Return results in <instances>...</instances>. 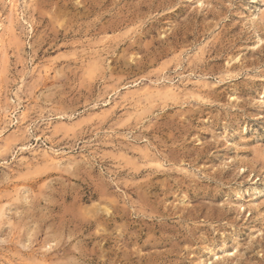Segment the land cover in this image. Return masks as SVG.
I'll use <instances>...</instances> for the list:
<instances>
[{"label": "rangeland", "instance_id": "1", "mask_svg": "<svg viewBox=\"0 0 264 264\" xmlns=\"http://www.w3.org/2000/svg\"><path fill=\"white\" fill-rule=\"evenodd\" d=\"M24 1L0 264H264V0Z\"/></svg>", "mask_w": 264, "mask_h": 264}, {"label": "bare ground", "instance_id": "2", "mask_svg": "<svg viewBox=\"0 0 264 264\" xmlns=\"http://www.w3.org/2000/svg\"><path fill=\"white\" fill-rule=\"evenodd\" d=\"M19 1H20V0H19ZM23 1H24V0H23ZM3 2H6V1H3ZM21 2H22V1H21ZM24 2H25V1H24ZM24 2H23V3H24ZM27 2H28V1H27ZM27 2H26V3H27ZM197 2H199V0H198ZM201 2H202V1H200V3H201ZM202 3H203V2H202ZM202 3H201V4H202ZM203 4H204V3H203ZM17 5H19V4H18V0H8V6H9L8 9L10 10V14H11V12L17 11ZM24 5H26V4H24ZM26 6H27V5H26ZM263 6H264V5H263ZM21 7H22V6H21ZM21 7H20V9L18 8V9L20 10V12H22V11H21V10H22ZM259 8H260V7H259ZM262 9H263V8H262ZM262 11H263V10H262ZM20 12H19V13H20ZM16 13H17V12H16ZM19 13H18V14H19ZM23 13H25V11H23ZM20 14H21V13H20ZM254 14H255V13H254ZM254 14H253V16H254ZM1 16H2V15H1ZM1 16H0V17H1ZM13 16H14V15H13ZM258 16L260 17V15H258ZM261 16L263 17V15H261ZM18 18H19V17H18ZM20 19H21V18H20ZM253 19H254V18H252V20H251V21H253L252 23H254V20H253ZM18 20H19V19H18ZM255 21H256V20H255ZM7 23H8V22H7ZM14 24H15V23H14ZM11 25H12V24H11ZM3 27H4V26H3V21H2V17H1V20H0V47H1L2 43L4 42V41H2V34L5 35V32H4L5 28H4V30H3ZM10 27H12V26H10ZM12 29H14V27H13ZM2 30H3V33H2ZM6 30H7V29H6ZM6 30H5V31H6ZM7 31H10V30L8 29ZM7 31H6V32H7ZM10 32H11V31H10ZM4 35H3V36H4ZM3 38H4V37H3ZM5 42H6V41H5ZM4 46H5V45H4ZM5 48H6V47H5ZM5 48H4V49H5ZM3 52H5V51H3ZM33 68H34V67H33ZM45 68H46V67H45ZM34 69H35V68H34ZM34 69H32V70H34ZM46 69H48V68H46ZM34 71H35V70H34ZM37 71H38V69H37ZM44 71H45V70H44ZM31 72H32V71H31ZM38 72H39V71H38ZM49 72H50V71H49ZM46 73H47V72H46ZM48 74H49V73H48ZM45 75H46V74H45ZM22 77H23V75H22ZM159 78H160V77H159ZM168 78H169V77H168ZM160 79H161V78H160ZM171 79H172V78H171ZM22 80H23V78H22ZM22 80H21V81H22ZM167 80H168V79H167ZM185 80H186V79H185ZM188 80H189V79H188ZM21 81H20V82H21ZM24 81H25V80H24ZM155 81H156V80H155ZM183 81H184V80H183ZM186 81H187V80H186ZM164 82H165V80H164ZM170 82H171V81H170ZM172 82H173V81H172ZM180 82H181V81H180ZM183 83H184V82H183ZM19 84H20V83H19ZM144 84H145V83H144ZM154 84H155V83H154ZM20 85H21V84H20ZM147 85H148V84H147ZM151 85H152V84H151ZM162 85H163V84H162ZM169 85H170V84H169ZM176 85H177V84H176ZM144 86H146V85H144ZM159 86H161V84H160V85L158 84V87H159ZM177 86H178V85H177ZM139 87H140V86H139ZM142 87H143V85H142ZM147 87H148V86H147ZM155 87H156V86H155ZM170 87H171V86H170ZM23 88H24V87H23ZM133 88H134V87H133ZM145 88H146V87H145ZM159 88H160V87H159ZM159 88H158V89H159ZM167 88H168V91H171V89H169V87H167ZM129 89H130V88H129ZM135 89H137V88H135ZM173 89H174V88H173ZM18 90H19V87H18ZM148 90H149V89H148ZM160 90H161V89H160ZM160 90H159V91H160ZM131 91H132V90H131ZM142 91H143V90H142ZM144 91H145V89H144ZM154 91H155V89H154ZM159 91H158V92H159ZM164 91H166L165 88H164ZM164 91H163V92H164ZM175 91H176V90L174 89V92H175ZM133 92H134V91H133ZM135 92H137V91H135ZM140 92H141V91H140ZM140 92H139V94H140ZM160 92H161V91H160ZM160 92H159V93H160ZM163 92H162V93H163ZM130 93H131V92H130ZM141 93H142V92H141ZM143 93L145 94V92H143ZM143 93H142L141 95H143ZM146 93H147V92H146ZM157 94H158V93H157ZM123 95H124V94H123ZM149 95H150V94H149ZM149 95H148V96H149ZM152 95H154V94H152ZM136 96H137V95H136ZM136 96H135V97H136ZM150 96H151V95H150ZM150 96H149V97H150ZM119 97H120V94H119ZM145 97H146V95H145ZM129 98H130V97H129ZM133 99H134V98H133ZM146 99H147V97H146ZM147 100H148V99H147ZM107 101H109V100H107ZM122 101H123V100H122ZM125 101H126V100H125ZM134 101H135V100H134ZM114 102L116 103V100H115ZM139 102H140V101H139ZM105 103H106V102H105ZM124 103H125V102H124ZM126 104H128V103H126ZM135 104H136V102H135ZM137 104H139V103H137ZM137 104H136V105H137ZM129 105H130V103H129ZM138 107H139V106H138ZM137 109H138V108H137ZM134 110H135V109H134ZM8 111H9V110H8ZM2 113H3V112H2ZM8 113H9V112H8ZM1 117H2V116H1ZM6 117H7V116H6ZM20 117H21V116H20ZM20 117H19V118H20ZM9 120H10V119H9ZM19 121H20V119H19ZM2 122H5V121H2ZM14 122H15V121H14ZM22 122L24 123L25 120L22 121ZM17 123H18V121H17ZM7 125H8V124H7ZM27 125H28V124H27ZM2 126H3V125H2ZM2 126H1V127H2ZM29 128H30V127H29ZM27 129H28V128H27ZM29 130H30V129H29ZM4 132H5V126H4ZM2 133H3V132H2ZM1 136H2V135H1ZM1 136H0V138H1ZM2 137H3V136H2ZM1 139H2V138H1ZM1 139H0V140H1ZM3 139L5 140L4 137H3ZM3 142H4V141H3ZM8 142H9V141H8ZM6 144H7V143H6ZM25 145H26V144H25ZM29 145H30V144H29ZM29 145H28V146H29ZM14 146H15V145H14ZM26 146H27V145H26ZM26 146H24V147H26ZM31 146H32V145H31ZM0 147H2V146H0ZM22 147H23V146H22ZM15 148H16V147H15ZM13 149H14V148H13ZM44 149H45V148H44ZM19 150H20V149H19ZM21 150H22V149H21ZM36 150H37V149H36ZM45 150H46V149H45ZM48 150H49V149H48ZM27 151H28V149H27ZM53 151H54V150H53ZM15 152H16V151H15ZM38 153H40V152H38ZM47 153H48V152H47ZM56 153H57V152H56ZM14 154H15V153H13V154H11V155H14ZM42 155H43V154H42ZM55 155H57V154H55ZM36 156H37V155H36ZM46 156H48V155H45V157H46ZM51 157H53V156H51ZM55 157L57 158V156H55ZM48 158H49V157H48ZM56 158H55V159H56ZM59 158H60V157H59ZM45 160H47V158H46ZM52 161H53V160H52ZM58 161H59V159H58ZM58 161H57V162H58ZM59 164H60V163H59ZM57 165H58V164H57ZM8 167H9V166H8ZM17 193H18V192H17Z\"/></svg>", "mask_w": 264, "mask_h": 264}]
</instances>
